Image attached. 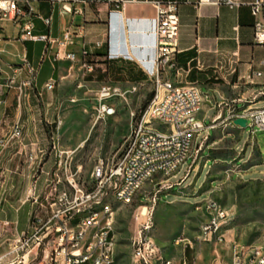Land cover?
<instances>
[{
    "label": "crops",
    "instance_id": "crops-1",
    "mask_svg": "<svg viewBox=\"0 0 264 264\" xmlns=\"http://www.w3.org/2000/svg\"><path fill=\"white\" fill-rule=\"evenodd\" d=\"M27 1L34 9L36 40L24 37L25 18L0 22L3 64L22 67L25 72L19 76L21 81L32 79L26 70L27 63L35 71L34 88L27 94L22 111L19 100L15 101L19 116L11 124L9 119H0V141H8L17 122H21L25 134L22 140L0 149V255L9 250L6 244L31 228L32 214L37 212L38 206L25 203V197L33 181H37L41 194L49 191L56 173L63 179L69 175L68 167L65 170L63 165L58 167L59 160L39 155L40 151H45L48 136L45 125L34 122L35 116L42 115L45 110L35 103L40 96L46 99L48 107L54 104L51 93L45 92L46 84L56 81L55 89H59L61 95L77 82L79 87L87 89L85 95L103 86H116L132 94L134 89L140 91L146 86L154 90L156 9L153 2L174 0ZM198 1L180 0L176 56L179 69L172 81L178 86L197 87L218 104H231L238 110L244 108L243 101L257 96V101L264 100L260 95L264 93V79L257 76L260 72L264 75V47L257 45L255 40V17L251 7L257 0H241L242 5L234 9L224 4L198 6ZM45 19H50L51 24L47 25ZM68 32L73 34V40L66 42ZM71 54L75 59H70ZM10 95L11 92L0 101L2 118L14 112ZM210 111L215 112L212 123L226 113L225 108L206 105L200 113L205 125ZM232 129L238 130L235 125ZM30 154L36 157L32 163L28 160ZM21 162L22 167L19 166ZM263 164L258 153L254 166ZM5 222H10V226H5ZM228 248L231 252L230 246ZM187 253L186 250L179 263L170 261L180 264L188 259Z\"/></svg>",
    "mask_w": 264,
    "mask_h": 264
},
{
    "label": "built area",
    "instance_id": "built-area-1",
    "mask_svg": "<svg viewBox=\"0 0 264 264\" xmlns=\"http://www.w3.org/2000/svg\"><path fill=\"white\" fill-rule=\"evenodd\" d=\"M85 2L86 0H77V3ZM179 4L180 0L153 2L156 9L153 97L139 116L132 112V129L121 156L112 164L101 161L96 165L92 174L95 185L89 189L82 188L77 182V174L72 173L66 176L64 187L62 176L56 173L47 193H38V183L34 180L26 192L25 203H33L41 209H46L47 216L43 217L37 212L32 214L31 228L18 235L11 243L12 248L0 255V264H36L35 246H43L44 264L47 256H54V264H115V211L109 200L123 204L129 203L130 199H138L145 209L154 208L162 199V190L174 188L169 180L182 170L189 160L192 161L190 168L199 162L205 145L211 138V131L218 127L220 120L216 118L210 126H206L199 114L206 105L222 108L226 104H218L209 94L197 87L178 86L172 81V76L177 74L179 69L176 60L180 37ZM207 4H224L234 9L239 8L242 1H198V6ZM251 7L255 17V40L257 45L264 47V0H257ZM64 8L68 10L66 6ZM33 13L34 9L27 0H0V22L25 18L23 34L30 40L37 39L33 35ZM45 22L47 25L51 24L50 19H45ZM65 40L72 41L73 34L68 32ZM70 59H75V55L71 54ZM86 67L93 71L92 67ZM26 70L32 79L21 83L20 99L27 96L28 87L33 84L35 71L28 63ZM2 71L0 59V72ZM14 72L20 76L25 70L21 67ZM257 76L264 79L261 72L257 73ZM56 86V81H51L46 84L45 89L53 91ZM126 93L116 86H103L99 91V98L107 101L123 97ZM260 95L264 96V93ZM257 100L258 96L251 101H243V104ZM101 112L104 116H111L115 110L105 103ZM233 112L232 117L226 118L228 123L223 121L226 126L233 125V120L242 118V111L236 108ZM173 113L181 114V126H174ZM248 127L253 139L257 130H264V114H254L253 122L247 123L246 128ZM189 134H196V142H188ZM24 135L23 125L17 122L8 141H0V149L6 148L11 142L22 140ZM200 137L203 139L198 144ZM156 154H164L165 166L154 163ZM39 155L44 156V152L40 151ZM28 160L32 163L36 157L30 154ZM141 164L153 167L155 179H148V174L141 171ZM62 165L63 162L59 161L58 167ZM116 188H123V195H116ZM87 208L98 209V216L80 219V211ZM209 210V220L202 226V242L229 245L232 254L230 264H264L263 245L237 242L230 244L226 236H218V229L228 220V212L215 204H210ZM4 225L9 227L10 222H5ZM150 228V224L144 225V229ZM45 234H53L52 243H43ZM135 246L134 257L140 264H157V261L173 264L150 239L137 240ZM182 264L197 263L184 259Z\"/></svg>",
    "mask_w": 264,
    "mask_h": 264
},
{
    "label": "rangeland",
    "instance_id": "rangeland-1",
    "mask_svg": "<svg viewBox=\"0 0 264 264\" xmlns=\"http://www.w3.org/2000/svg\"><path fill=\"white\" fill-rule=\"evenodd\" d=\"M17 68L21 67L2 62L3 71L0 72V101H4L11 92L9 101L14 111L2 118L3 110L0 109V119H9L10 124L19 116L15 101L19 100L22 111L27 99L25 96L20 99L19 87L23 81L14 72ZM32 88L34 84L28 87L27 94ZM100 89L90 90L85 95L87 89L79 87L77 82L67 87L62 95L59 89L45 90L52 95V106L48 107L46 99L40 96L35 103L45 108L42 115H36L34 120L43 123L46 128L48 139L44 155L54 161H62L64 170L68 167L69 174H77V182L86 189L95 185L92 174L96 165L101 161L112 164L121 156L131 133L132 112L139 116L152 100L154 91L149 86L140 91L133 90L134 94L122 90L127 92L125 96L102 101L99 98ZM105 103L115 110L113 115H103L101 110ZM224 108L226 113L221 116L218 127L211 131V138L199 162L190 168L192 161L189 160L169 180L174 188L162 190V199L154 208L145 209L138 199L132 205L109 200L115 211V264H140L134 257L135 243L146 239L152 240L166 259L176 263L189 249L186 260L190 263L229 264L231 252L227 244L216 245L200 240L202 226L209 220L210 204L228 212V220L219 234L226 236L230 244L264 246V164L254 166L258 153L264 163V130H257L252 139L251 129L236 126V120H233V125L238 130L232 129L233 125L226 126L223 121L234 115L236 107L226 104L220 109ZM243 109L262 110L264 100L249 102ZM214 115L213 111L206 115V125L212 123ZM21 120H24V111ZM202 139L198 138L197 143L200 144ZM19 166L22 167L23 163ZM63 180L64 187L66 177ZM37 208V213L47 216L46 209ZM147 224H150L149 230L144 229ZM5 248L11 249L12 244H6ZM42 260L44 254H40L35 263L44 264Z\"/></svg>",
    "mask_w": 264,
    "mask_h": 264
},
{
    "label": "bare ground",
    "instance_id": "bare-ground-1",
    "mask_svg": "<svg viewBox=\"0 0 264 264\" xmlns=\"http://www.w3.org/2000/svg\"><path fill=\"white\" fill-rule=\"evenodd\" d=\"M249 104V102H247ZM254 114L263 115L264 109L262 110H253V111H244L242 112V119H246L247 123H252L254 120ZM173 123L174 126H181V114L173 113ZM188 142H196V134L188 135ZM154 163L158 166H165L164 154H156L154 156ZM141 171H145V174H148V179H155V172H153V167H149V164H141ZM116 195H123V188H116ZM136 199H130L129 203H123V205H132ZM84 211V212H83ZM80 211V219H92L93 217L98 216V209L96 208H87L86 210ZM222 227V226H221ZM218 229V236L220 235V229ZM53 234H45L43 236V243H52ZM35 261L38 260L40 254H43V246H35ZM47 264H54V256H47ZM158 264H164V261H157ZM183 261L180 263L182 264Z\"/></svg>",
    "mask_w": 264,
    "mask_h": 264
},
{
    "label": "water",
    "instance_id": "water-1",
    "mask_svg": "<svg viewBox=\"0 0 264 264\" xmlns=\"http://www.w3.org/2000/svg\"><path fill=\"white\" fill-rule=\"evenodd\" d=\"M236 126H239L242 129H245L247 127V120L246 119H237L235 122Z\"/></svg>",
    "mask_w": 264,
    "mask_h": 264
},
{
    "label": "trees",
    "instance_id": "trees-1",
    "mask_svg": "<svg viewBox=\"0 0 264 264\" xmlns=\"http://www.w3.org/2000/svg\"><path fill=\"white\" fill-rule=\"evenodd\" d=\"M235 159H236V158H235ZM235 159H234V160H235ZM189 251H190V250H189V249H187V252H189ZM41 258H42V257H41Z\"/></svg>",
    "mask_w": 264,
    "mask_h": 264
}]
</instances>
